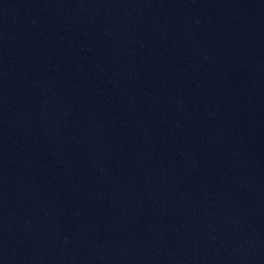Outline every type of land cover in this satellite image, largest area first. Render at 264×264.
<instances>
[{
	"label": "water",
	"instance_id": "95a60500",
	"mask_svg": "<svg viewBox=\"0 0 264 264\" xmlns=\"http://www.w3.org/2000/svg\"><path fill=\"white\" fill-rule=\"evenodd\" d=\"M0 264H264V0H0Z\"/></svg>",
	"mask_w": 264,
	"mask_h": 264
}]
</instances>
